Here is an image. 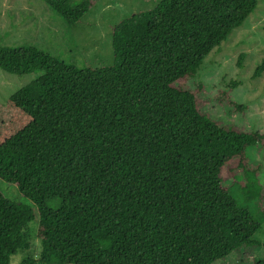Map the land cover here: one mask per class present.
<instances>
[{"label": "trees", "instance_id": "obj_1", "mask_svg": "<svg viewBox=\"0 0 264 264\" xmlns=\"http://www.w3.org/2000/svg\"><path fill=\"white\" fill-rule=\"evenodd\" d=\"M44 1L69 26L91 8ZM257 5L158 0L113 26L114 61L101 68L0 44L1 69L42 72L0 103V180L29 201L0 190V264H212L255 243L261 222L230 190L243 177L246 195L257 193L246 154L264 149V133L210 117L179 82ZM261 76L264 59L252 74Z\"/></svg>", "mask_w": 264, "mask_h": 264}, {"label": "rangeland", "instance_id": "obj_2", "mask_svg": "<svg viewBox=\"0 0 264 264\" xmlns=\"http://www.w3.org/2000/svg\"><path fill=\"white\" fill-rule=\"evenodd\" d=\"M80 0H75L78 2ZM91 8L73 26L67 25L44 0H0V44L2 46L33 45L60 60L78 67L101 68L114 61L112 28L121 20L143 10L154 8L158 0H90ZM244 54L243 67L238 60ZM264 59V0L244 24L235 29L222 43L221 51L211 52L195 78L179 82V86L195 91L202 112L225 125L239 129L260 130L264 133V76L253 78L255 68ZM42 72L16 75L0 68V103L28 85ZM242 105V108H239ZM247 162L257 165V193L246 195L245 179L236 183L227 179L226 186L238 204L260 220L261 228L254 234L252 245H245L212 264H254L264 258V149L251 147ZM236 164L237 161L232 162ZM263 186V187H262ZM253 189V190H254ZM0 190L9 199L28 203L14 185L0 180ZM234 191V192H233ZM264 194V191H263ZM258 195V196H257ZM257 196V197H256ZM252 197V198H251ZM256 197V198H255ZM264 212V211H263ZM34 256L41 253L36 235L31 239ZM21 253L12 257L20 263Z\"/></svg>", "mask_w": 264, "mask_h": 264}]
</instances>
